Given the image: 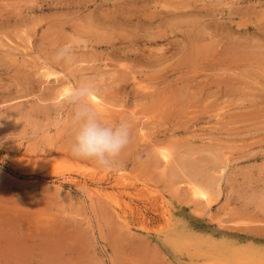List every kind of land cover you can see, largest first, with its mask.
Masks as SVG:
<instances>
[{
	"label": "rangeland",
	"instance_id": "obj_1",
	"mask_svg": "<svg viewBox=\"0 0 264 264\" xmlns=\"http://www.w3.org/2000/svg\"><path fill=\"white\" fill-rule=\"evenodd\" d=\"M86 79L136 124L112 170ZM0 264H264V0H0Z\"/></svg>",
	"mask_w": 264,
	"mask_h": 264
},
{
	"label": "clouds",
	"instance_id": "obj_2",
	"mask_svg": "<svg viewBox=\"0 0 264 264\" xmlns=\"http://www.w3.org/2000/svg\"><path fill=\"white\" fill-rule=\"evenodd\" d=\"M71 57V45H64L55 51L53 59L69 62ZM96 94L95 85L86 79L73 87L66 97L73 106L69 122L72 132L70 151L74 157L92 161L102 170H112L122 153L135 141L136 124L130 119L115 123L102 119L97 106L92 103Z\"/></svg>",
	"mask_w": 264,
	"mask_h": 264
},
{
	"label": "bare ground",
	"instance_id": "obj_3",
	"mask_svg": "<svg viewBox=\"0 0 264 264\" xmlns=\"http://www.w3.org/2000/svg\"><path fill=\"white\" fill-rule=\"evenodd\" d=\"M98 95H99V94L97 93V94L93 97V99H92V103H94V104L97 106V108H98V110H99V112H100L101 114H106V113L110 112V111H108V108H109V107H107L108 104L106 105L105 101H104V100H101L100 95H99V96H98ZM109 110H110V109H109ZM161 156H162V159H163V163H164V162H165V164H166V163H170V155H169L168 153H166V152H162V153H161ZM119 179H120V178H119ZM118 181H120V180H117V182H118ZM191 190L193 191L195 197H198V198H201V199H203V200L209 201L208 193H207L206 190L200 188L199 186H193V187L191 188ZM103 193H104V192H102V191H100V190H98V189L96 188V190H95V192H94V195H95V196H103ZM192 195H193V194H192Z\"/></svg>",
	"mask_w": 264,
	"mask_h": 264
}]
</instances>
